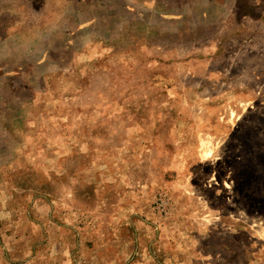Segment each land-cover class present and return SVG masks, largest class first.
I'll return each instance as SVG.
<instances>
[{
	"label": "rangeland",
	"instance_id": "374dc122",
	"mask_svg": "<svg viewBox=\"0 0 264 264\" xmlns=\"http://www.w3.org/2000/svg\"><path fill=\"white\" fill-rule=\"evenodd\" d=\"M0 264H264V0H0Z\"/></svg>",
	"mask_w": 264,
	"mask_h": 264
}]
</instances>
